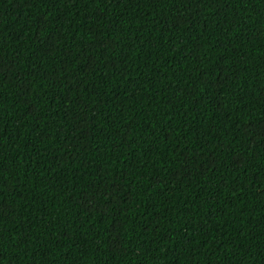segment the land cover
<instances>
[{
	"label": "trees",
	"instance_id": "obj_1",
	"mask_svg": "<svg viewBox=\"0 0 264 264\" xmlns=\"http://www.w3.org/2000/svg\"><path fill=\"white\" fill-rule=\"evenodd\" d=\"M0 264H264V0H0Z\"/></svg>",
	"mask_w": 264,
	"mask_h": 264
}]
</instances>
